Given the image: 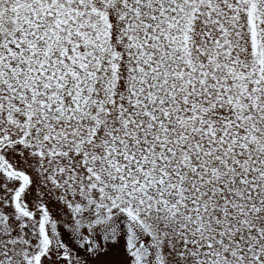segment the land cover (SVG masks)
Masks as SVG:
<instances>
[{"label": "snow or ice", "instance_id": "6c2138e0", "mask_svg": "<svg viewBox=\"0 0 264 264\" xmlns=\"http://www.w3.org/2000/svg\"><path fill=\"white\" fill-rule=\"evenodd\" d=\"M0 264H264V0H0Z\"/></svg>", "mask_w": 264, "mask_h": 264}]
</instances>
